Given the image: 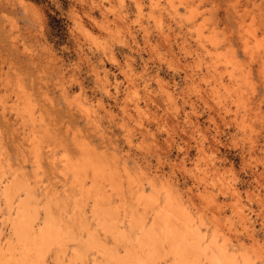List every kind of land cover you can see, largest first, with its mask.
<instances>
[{
  "label": "rangeland",
  "instance_id": "374dc122",
  "mask_svg": "<svg viewBox=\"0 0 264 264\" xmlns=\"http://www.w3.org/2000/svg\"><path fill=\"white\" fill-rule=\"evenodd\" d=\"M239 14L245 28L264 40V0H0V101L10 104L15 84H21L58 137L70 143L79 132L143 184L146 174L156 186L183 195H192L195 186L176 163L207 160L197 154L203 137V148H212L222 167L231 169L224 175H235L254 234L264 241V219L250 196L256 183L244 167L250 147L264 156V60L254 48L251 55L243 50ZM199 28L210 34L202 44ZM232 55L234 68L226 70L222 62ZM103 72L110 93L102 89ZM71 98L86 103L91 121ZM123 99L131 117L121 113ZM134 100L142 105L139 113L132 110ZM12 115L0 102V133L14 160L19 123Z\"/></svg>",
  "mask_w": 264,
  "mask_h": 264
},
{
  "label": "bare ground",
  "instance_id": "6f19581e",
  "mask_svg": "<svg viewBox=\"0 0 264 264\" xmlns=\"http://www.w3.org/2000/svg\"><path fill=\"white\" fill-rule=\"evenodd\" d=\"M237 23L243 50L250 54L254 48L264 60V40L259 33L249 31V25L245 28L243 15H238ZM201 28L196 30L202 44L207 35ZM234 59L233 55L225 58L223 68H234ZM100 83L110 93L105 72ZM117 89L116 85L115 94ZM163 89L168 103L172 102L169 88ZM62 91L65 97L69 95ZM31 95L16 83L11 103L0 101L2 110L9 109L19 123L14 129L18 133L14 160L0 133V264H264V241L254 234L236 177L224 175L231 169H224L211 147L209 151L203 148V137L197 154L207 160L199 163L197 159L191 166L183 158L176 163L195 186V192L184 194L185 198L166 184L156 186L146 174L143 184L79 132L71 134L70 143L58 137ZM124 99L121 113L131 117ZM132 107L134 113L142 110L138 100ZM77 109L91 121L86 103L80 101ZM191 120L187 123L196 127ZM138 124L142 134L146 133ZM247 152L244 167H250L257 188L250 196L259 207L256 213L264 219L263 194L260 196L264 156L252 147ZM221 197L230 202H221Z\"/></svg>",
  "mask_w": 264,
  "mask_h": 264
}]
</instances>
